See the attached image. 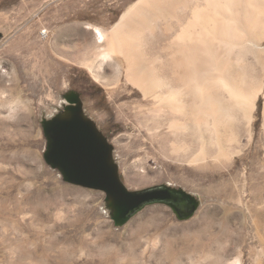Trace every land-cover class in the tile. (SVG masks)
Returning a JSON list of instances; mask_svg holds the SVG:
<instances>
[{
	"label": "rangeland",
	"instance_id": "1",
	"mask_svg": "<svg viewBox=\"0 0 264 264\" xmlns=\"http://www.w3.org/2000/svg\"><path fill=\"white\" fill-rule=\"evenodd\" d=\"M134 1L0 0V239L7 243L0 249V264H54L74 239L95 242L99 236L115 242L124 255L130 249L128 234L134 222L162 224L168 238L189 239V244L176 243L180 258L174 264L207 263L216 258L215 249H219L221 264L237 256L242 264H264V196L259 199L264 192L252 186L264 178L255 173L248 176L245 169L236 178L176 174L160 169L152 158L144 160L143 152L126 159L122 145L127 139L121 134L128 136L132 131L110 120V114L128 99L95 81L88 69L74 60L83 54L81 44L89 36L84 28L87 22L110 28ZM178 30L177 26L164 31L155 53L160 54L163 45L166 50L162 52H167ZM133 90L129 86L128 92ZM69 91L79 93L84 113L113 145V158L126 187L138 190L166 184L181 188L198 200L190 217L180 219L168 204L153 203L116 226L102 190L67 182L58 169L46 163L42 123L63 110ZM17 97L26 103L27 111H21L15 120L4 118L8 111L4 106ZM262 110L261 98L254 144H262L263 161L258 169L264 173ZM236 181L239 187L231 189L230 184ZM24 237L26 253L17 246ZM198 239L207 246L205 254L194 249ZM163 241L164 237L158 236L156 245L146 242L149 245L144 253L139 250L134 259L125 255L118 264H157L149 255L163 252ZM85 260L84 248L78 247L67 263L87 264Z\"/></svg>",
	"mask_w": 264,
	"mask_h": 264
},
{
	"label": "bare ground",
	"instance_id": "2",
	"mask_svg": "<svg viewBox=\"0 0 264 264\" xmlns=\"http://www.w3.org/2000/svg\"><path fill=\"white\" fill-rule=\"evenodd\" d=\"M177 26L167 52L163 45L155 53L162 33ZM84 28L89 36L74 60L95 81L128 99L110 114V120L132 131L121 134L127 139L126 159L143 152L144 160L152 158L160 169L176 174L236 178L245 169L248 176L264 178L258 169L263 147L254 144L261 98L264 132V0H135L110 28L88 22ZM129 86L135 90L128 92ZM230 186L236 190L239 184ZM252 186L264 192V179ZM166 231L162 224L134 222L124 255L100 236L95 242L74 239L54 264H68L78 247L84 248L87 264H118L125 255L134 259L139 250L144 253L149 243L156 245L158 236L164 237V251L149 257L174 264L180 258L176 243L190 241L168 238ZM26 244L25 237L17 243L22 253ZM6 245L0 239V249ZM206 247L200 240L194 244L204 254ZM212 251L216 258L204 264H221L219 249Z\"/></svg>",
	"mask_w": 264,
	"mask_h": 264
},
{
	"label": "water",
	"instance_id": "3",
	"mask_svg": "<svg viewBox=\"0 0 264 264\" xmlns=\"http://www.w3.org/2000/svg\"><path fill=\"white\" fill-rule=\"evenodd\" d=\"M65 99L63 110L42 123L47 140L44 159L60 171L65 181L102 190L116 226L125 224L136 212L153 203L168 204L180 219L193 214L198 200L181 188L166 184L138 190L127 188L113 158V145L84 113L79 93L69 91ZM178 198L188 202L182 212L174 208Z\"/></svg>",
	"mask_w": 264,
	"mask_h": 264
},
{
	"label": "clouds",
	"instance_id": "4",
	"mask_svg": "<svg viewBox=\"0 0 264 264\" xmlns=\"http://www.w3.org/2000/svg\"><path fill=\"white\" fill-rule=\"evenodd\" d=\"M4 107L8 110L4 118L10 120H15L21 111H27L26 103L19 97L15 98L11 103L5 105ZM226 264H242V261L240 257L237 256L228 260Z\"/></svg>",
	"mask_w": 264,
	"mask_h": 264
},
{
	"label": "flooded vegetation",
	"instance_id": "5",
	"mask_svg": "<svg viewBox=\"0 0 264 264\" xmlns=\"http://www.w3.org/2000/svg\"><path fill=\"white\" fill-rule=\"evenodd\" d=\"M188 207V202L184 201L181 198H178L177 201H175L174 203V208L178 211V212H182L184 210H186Z\"/></svg>",
	"mask_w": 264,
	"mask_h": 264
}]
</instances>
